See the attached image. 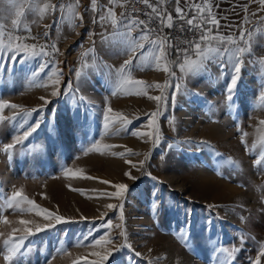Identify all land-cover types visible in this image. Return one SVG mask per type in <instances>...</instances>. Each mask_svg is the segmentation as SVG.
<instances>
[{"label": "rangeland", "instance_id": "obj_1", "mask_svg": "<svg viewBox=\"0 0 264 264\" xmlns=\"http://www.w3.org/2000/svg\"><path fill=\"white\" fill-rule=\"evenodd\" d=\"M46 4L56 10L41 14ZM128 25L117 0H96L95 10L92 0H0V56L11 59L18 43L30 49L0 65V103L21 106L0 111V264H86L109 251L105 264H256L258 257L264 264V76L254 90L238 85L229 102L217 75L209 82L182 71L186 58L174 67L170 50L156 68L159 46L151 41L159 39ZM133 44L144 47L133 53ZM130 59L125 75L144 81L147 95L121 85ZM108 107L138 134L106 128ZM153 112L158 143L139 134L152 131ZM37 121L22 144L4 151ZM93 145L99 150L88 151ZM118 183L127 185L123 195H108ZM16 192L68 222L51 221L8 259L23 229L50 222L9 208Z\"/></svg>", "mask_w": 264, "mask_h": 264}, {"label": "snow or ice", "instance_id": "obj_2", "mask_svg": "<svg viewBox=\"0 0 264 264\" xmlns=\"http://www.w3.org/2000/svg\"><path fill=\"white\" fill-rule=\"evenodd\" d=\"M144 3H148V0H143ZM259 3L264 4V0H259ZM92 5H93V10H95V5H96V0H92ZM193 9H195L196 11H199L200 9L197 7V5L194 3L193 4ZM48 9H52L53 11L56 10V6L52 5V4H46L44 5V9L42 10L41 14H43V11H47ZM60 11L63 13L64 12V6L61 5L60 6ZM210 11V9L208 10ZM68 12L69 13H73L74 12V8L72 6H69L68 8ZM109 15H112V10L109 9L108 10ZM177 15L178 16H183L184 10L177 7L176 9ZM23 12H18L17 15L20 16L22 15ZM160 15V20L161 23L166 25V26H171V20L172 17L171 15H169L167 17V20H165V18L163 17L162 14ZM101 20H104L105 17L101 16L100 17ZM194 19V18H193ZM58 22V21H57ZM115 22V21H113ZM18 23V21L16 22ZM136 23H143V21H135V20H130L129 21V28H131L134 24ZM188 23L191 25L193 23V20H189ZM208 23L209 24H215L218 25V21L215 20V18L209 17L208 19ZM209 31H211L209 29ZM141 40H147V36L146 35H142L140 37ZM201 41H208L209 40V36L208 35H202L201 36ZM214 39L219 40L221 42H231L232 41V37L231 36H223V35H217L214 37ZM151 44L153 45V47L155 48L156 46H159V51H153L152 55H151V60L152 62H154L155 67L156 68H160L161 67V60L164 57V52H163V48H164V41L163 40H155V41H151ZM144 47L143 44H133L130 47V51L135 53V51L140 48L142 49ZM196 49L198 50L201 59L199 61H190V60H185L184 63L180 64L179 67L182 71L184 72H191L193 74L198 73L199 71H201L202 68V63L204 59L208 58V55L211 53H218L220 50L218 48H209L207 50V52H200L201 49V45L199 43H197L195 45ZM33 48V55H37V53L34 51V46H32ZM29 46L22 44V43H18L15 47V49H12L13 55L11 57V59H9L7 56H0V65L3 64L4 60L8 59V61H15L17 59V56L21 53H23L25 55V58H27V52L29 51ZM58 49H54V52L52 53V55H55L58 53ZM237 52H242L244 51L243 49L237 48L236 49ZM42 55H48V53L44 52L43 49L41 50ZM141 59H147L146 57H141ZM241 61L239 59V57H232L229 56V59L226 63H221L220 67H221V71L224 75L229 76L230 75V82L228 83V85L225 88V93L227 96V100L230 102L232 100V97L234 95V90L235 87L238 83L239 80V75L241 72V67H240ZM132 65V60H127L125 61L124 65L120 68V73H121V85L123 87V89L125 91H131V89H136L137 93L139 95H147V91L144 88V84L145 82L142 80H132L127 78V76L125 75V69L130 68V66ZM40 70L42 71L44 68L47 67V64L42 63L41 65H39ZM165 71H167V67H165L164 69ZM36 73H34L35 75ZM55 75V72L53 73ZM59 81L58 80H53V84H58ZM169 85L165 84V87H168ZM147 88H159L160 85L157 83L155 85H147ZM175 88L178 90L179 89V85L177 84L175 86ZM54 95L57 93H53ZM115 94V93H113ZM42 99H44L42 97ZM149 99H154L156 101H161L163 98L161 96H155V97H149ZM262 99H264V97H262ZM21 106L16 105V104H11V103H0V111H3V109L5 108H19ZM44 109V105H41L39 108H35V109H31L29 111H27L24 115H25V119L28 116H31L32 112H40L43 111ZM159 113L158 112H153V113H148V117H149V122H148V126L150 128H152V131L148 132V133H139V134H144V135H149V136H153L154 137V142L158 143L159 142V135H158V130H156L154 128V125L156 124V117ZM15 117H13L14 119ZM104 121H105V127L107 128L109 126V124H111L112 126H115L117 124H119L121 127H119L118 132H125L128 133L130 135H137V130L135 128L132 129V131L129 133L128 131V125H130L132 123V121H130L128 119L127 116L123 115L122 113L113 112V109L111 107L107 108V112L105 113L104 117H103ZM137 119H139V117H137ZM39 123L40 121H37L34 125H31L28 127V130L24 131L23 133V137L22 138H17L15 143L13 144H8L5 146L4 151L5 152H9L10 150H12L15 147V144H22L24 140H26L31 134L32 132H34L36 130V128L39 127ZM261 123H264V121H262ZM21 127H23V125H21ZM200 143H207L205 141H201ZM92 150H99L98 146L93 145L92 148H89L88 151H92ZM116 155H125V154H131V150H128V153H114ZM216 155H219V153H216ZM128 163H131V161H129ZM143 163V162H141ZM257 164L260 163L259 160L256 161ZM69 172H71V170H69ZM127 175H131V173H127ZM91 178V177H88ZM105 184H110V181H102ZM116 191L109 193L108 195L113 196V197H120L123 195V193L127 190V185L124 183H118L114 185ZM16 197H19L21 200H23L26 205L30 206V208H26L24 206L21 205L20 200H15ZM15 200V202H13ZM8 207L9 208H14V209H18L20 211H25V210H35L38 212L39 215L43 216L45 218V220L50 221L49 223H46L43 225V228H41L39 225L36 226L35 231H33V228L31 227H27L25 229H23V233L24 235H21L19 237H16V245H14L11 249H9L10 255L7 257L8 259H11V255L14 254L15 252H17L19 250V245H22L23 240L27 237V236H32L35 235L36 233H39L41 231L47 230L49 228H52L55 226V224L51 223V221H55V223L59 224V223H66L68 222L67 219L63 216L57 215L55 212L50 211L47 208H42L40 207L38 204L35 203V201L28 199L27 197H22L20 192H16L14 193V196L12 199H10L8 201ZM109 207L111 208H117L118 210H120L122 212V206L119 205H109ZM5 222H7V217L4 218ZM21 224L23 225H29L30 223H32L31 221L28 220H21L20 221ZM108 225H111V221H108ZM181 237L186 239V237L183 236V233H181ZM87 238V236L85 237V239ZM108 243V241H103V240H96L95 244L96 245H100V244H106ZM93 255L99 257L96 260H91V261H86V264H105V261L108 260L109 255H111V252H107L105 254H101L100 252H96ZM136 255H140L139 253H136ZM261 255H264V249H261ZM256 264H259V257L256 259Z\"/></svg>", "mask_w": 264, "mask_h": 264}, {"label": "crops", "instance_id": "obj_3", "mask_svg": "<svg viewBox=\"0 0 264 264\" xmlns=\"http://www.w3.org/2000/svg\"><path fill=\"white\" fill-rule=\"evenodd\" d=\"M148 3L157 11H167L168 16L177 13V7L190 12L192 26L203 20L208 22L209 17L218 21V25L208 23L210 39L200 44V52L206 53L209 48H218L220 51L209 54L203 60L202 71L197 73L198 79L202 77L211 82L217 75L218 81L226 88L230 75L222 73L220 64L226 63L229 56H232L239 57L241 61V72L235 89L246 83V87L251 90L257 87L260 76H264V4L259 3V0H148ZM194 3L199 11L193 9ZM217 35L231 36L233 39L231 42H221L214 39ZM237 48L244 51L237 52ZM174 52L181 56L179 52ZM186 59L199 61L201 56L195 49L186 54Z\"/></svg>", "mask_w": 264, "mask_h": 264}, {"label": "built area", "instance_id": "obj_4", "mask_svg": "<svg viewBox=\"0 0 264 264\" xmlns=\"http://www.w3.org/2000/svg\"><path fill=\"white\" fill-rule=\"evenodd\" d=\"M119 4L122 18L129 21H143L135 25L154 33L156 38L164 41L165 49L179 52L182 59L186 58L187 53L196 49L197 43H202L200 39L202 35H208L210 39L208 22L203 20L196 26L190 25L188 21L191 20V14L188 11H185L183 16L173 14L171 26H166L161 23L159 15L162 14L167 20L168 14L165 10L157 11L143 0H119Z\"/></svg>", "mask_w": 264, "mask_h": 264}, {"label": "trees", "instance_id": "obj_5", "mask_svg": "<svg viewBox=\"0 0 264 264\" xmlns=\"http://www.w3.org/2000/svg\"><path fill=\"white\" fill-rule=\"evenodd\" d=\"M171 60L172 63L174 64V67H176V65L178 63H180L181 61V56L178 53H175L173 50L171 51Z\"/></svg>", "mask_w": 264, "mask_h": 264}]
</instances>
